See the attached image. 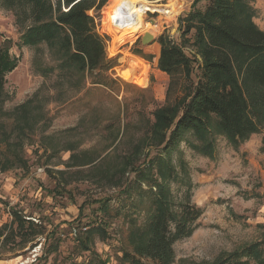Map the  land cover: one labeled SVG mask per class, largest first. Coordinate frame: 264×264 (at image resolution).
I'll list each match as a JSON object with an SVG mask.
<instances>
[{
    "label": "rangeland",
    "instance_id": "rangeland-1",
    "mask_svg": "<svg viewBox=\"0 0 264 264\" xmlns=\"http://www.w3.org/2000/svg\"><path fill=\"white\" fill-rule=\"evenodd\" d=\"M145 1L157 8L170 2ZM195 1L178 0L173 20L147 11L141 24L158 30L155 41L144 45L142 37L149 31L142 28L143 33L119 43L104 31L101 12L99 31L108 37L107 54L118 64L110 73L112 90L93 88L87 75L75 70L60 73L58 55L46 45L19 49L23 30L15 14L0 6V43L9 42L11 55L18 59L17 68L6 76L8 98L0 123L10 130L21 121L33 138L24 149L28 169L0 173V228L13 223V213L38 226L24 241L19 236L1 247L0 264H126L122 257L124 250H131L129 223L114 213L126 205L120 194L136 176L126 167V158L140 147L138 164L157 140L151 136L154 113L166 103L170 84L158 68L157 40L166 31L179 38L178 19ZM206 5L201 0L197 6ZM253 6L255 23L264 31V0H254ZM132 56L148 62L147 81L139 71L126 78ZM180 150L190 168L192 201L203 216L194 234L174 245L175 264H212L264 240V130L238 149L219 137L214 158L184 143ZM102 199L110 200V213L99 210ZM101 217L107 221L108 237L97 235L91 252L81 251L77 239Z\"/></svg>",
    "mask_w": 264,
    "mask_h": 264
},
{
    "label": "trees",
    "instance_id": "trees-1",
    "mask_svg": "<svg viewBox=\"0 0 264 264\" xmlns=\"http://www.w3.org/2000/svg\"><path fill=\"white\" fill-rule=\"evenodd\" d=\"M200 1L179 17L178 39L166 31L157 40L158 68L170 77L168 96L154 113L151 136L157 140L138 164L142 148L126 158V167L136 176L120 194L126 205L114 212L129 223L131 250H124L122 257L126 264H175L174 245L199 227L203 210L192 201L194 187L180 150L183 143L214 158L219 137L238 149L264 130V31L255 23L254 0H207L203 9L197 6ZM108 2L0 0V6L15 14L23 30L19 49L46 45L58 55L60 73L75 70L86 74L93 88L112 90L115 80L110 73L118 64L109 58L108 37L99 31ZM10 49L9 42L0 43V114L8 98L6 76L18 66ZM122 72L118 70L119 75ZM26 141L32 144L33 138L21 121L10 130L0 123V173L28 169ZM107 202L102 199L99 210L110 213ZM13 214V223L0 228V248L19 236L24 241L38 227ZM87 226L77 239L83 252H91L97 235L108 237L104 217ZM212 264H264V240L222 255Z\"/></svg>",
    "mask_w": 264,
    "mask_h": 264
},
{
    "label": "bare ground",
    "instance_id": "bare-ground-1",
    "mask_svg": "<svg viewBox=\"0 0 264 264\" xmlns=\"http://www.w3.org/2000/svg\"><path fill=\"white\" fill-rule=\"evenodd\" d=\"M169 2L168 6H156L151 7L145 0H113L111 1L104 9L105 23L103 29L105 32L109 33L112 36L117 37L119 43L123 42L128 35L142 31H149L148 34L151 35L150 41L155 38L156 32L158 30L157 26L148 25L145 27L141 24L144 22L145 15L148 14L147 11L152 13H164L170 20H173L178 13L177 3L178 0H164ZM141 5V8H138V5ZM123 7H126L131 15V18L135 22L132 25H127L124 27H118L113 23L112 17L119 14V10ZM146 12V13H145ZM115 17V16H114ZM167 18V19H168ZM143 33V32H141ZM139 33V34H141ZM138 34V35H139ZM134 35V34H133ZM136 35V37L138 36ZM127 39V38H126ZM133 57V56H132ZM148 62L144 61L139 57H133L128 61L126 66V72L130 75L134 74L136 71L140 72L141 77H145L146 73L149 71Z\"/></svg>",
    "mask_w": 264,
    "mask_h": 264
},
{
    "label": "built area",
    "instance_id": "built-area-1",
    "mask_svg": "<svg viewBox=\"0 0 264 264\" xmlns=\"http://www.w3.org/2000/svg\"><path fill=\"white\" fill-rule=\"evenodd\" d=\"M114 16L112 17L113 23L118 27H124L135 23L126 7L121 8L119 14Z\"/></svg>",
    "mask_w": 264,
    "mask_h": 264
},
{
    "label": "water",
    "instance_id": "water-1",
    "mask_svg": "<svg viewBox=\"0 0 264 264\" xmlns=\"http://www.w3.org/2000/svg\"><path fill=\"white\" fill-rule=\"evenodd\" d=\"M150 38H151V35L147 33L145 36L142 37V40H141L142 44L144 45L148 40L150 41ZM154 41H155V38L151 40L150 43Z\"/></svg>",
    "mask_w": 264,
    "mask_h": 264
}]
</instances>
